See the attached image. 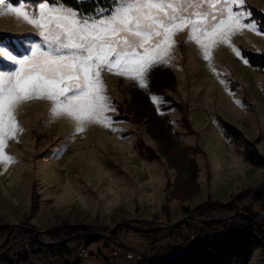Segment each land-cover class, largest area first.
I'll list each match as a JSON object with an SVG mask.
<instances>
[{
  "label": "rangeland",
  "instance_id": "374dc122",
  "mask_svg": "<svg viewBox=\"0 0 264 264\" xmlns=\"http://www.w3.org/2000/svg\"><path fill=\"white\" fill-rule=\"evenodd\" d=\"M244 2L247 10L252 5L264 12V0ZM9 5L30 13L41 6L64 7L7 0ZM111 11L100 9L90 15L75 12L81 19L91 20ZM0 33L11 36L0 42L18 57L30 55L37 44L48 50L38 30L13 15L0 16ZM174 41L170 63L151 69L146 88L131 78L102 73L108 102L115 109L107 113L111 121L107 125L89 124L78 131L70 119L54 117L53 105L47 100H33L18 109L16 119L22 131L4 149L15 163L0 164V223L19 226L26 220L44 232L43 220L50 212L57 215L56 219L110 227L122 220L145 219L159 224L153 227H164L162 237L166 238L158 248L145 252L168 260L198 247L199 230L211 222L185 215L183 207H195L208 198L226 202L242 188L264 183V169L245 160L244 143L226 137L217 122L220 118L236 127L264 156V71L244 63L228 43L213 45L211 59L206 60L203 49L194 41L188 42L187 30L177 34ZM229 43L239 50L264 52V34L253 31L233 35ZM12 70L11 63L0 61V73ZM165 96L179 103L181 109L167 108L170 102ZM113 101L127 118H116L119 112ZM184 116L189 127L183 123ZM146 146L156 152V160L143 156ZM33 185L39 198L38 211L32 215ZM255 197L253 194L238 206L234 214L250 209L262 215L264 223L263 206ZM229 216H221L216 210L213 219ZM178 222L183 224L182 232L171 235L166 227ZM18 229H14L15 234ZM5 238H0V246ZM38 239L43 245L51 241L44 233ZM88 239L97 241H86L81 264H106L102 254L116 244L111 239ZM166 243L179 248L168 249ZM255 244L248 264H264V243L257 240ZM15 247L10 256H23L20 243ZM77 260L74 257V262ZM30 261L48 264L37 255H31Z\"/></svg>",
  "mask_w": 264,
  "mask_h": 264
},
{
  "label": "snow or ice",
  "instance_id": "6c2138e0",
  "mask_svg": "<svg viewBox=\"0 0 264 264\" xmlns=\"http://www.w3.org/2000/svg\"><path fill=\"white\" fill-rule=\"evenodd\" d=\"M6 3L0 0V16L13 15L37 29L48 50L37 44L30 55L18 57L0 42V61L14 68L0 73V164L15 163L4 149L22 131L16 114L25 103L51 102V114L70 119L78 131L107 125V113L115 109L102 73L146 88L151 69L170 63L174 37L185 30L206 60L213 45L228 43L244 63L229 38L244 30L264 34L251 22L244 0H118L110 15L91 20L64 7L41 6L30 13Z\"/></svg>",
  "mask_w": 264,
  "mask_h": 264
},
{
  "label": "trees",
  "instance_id": "16d2710c",
  "mask_svg": "<svg viewBox=\"0 0 264 264\" xmlns=\"http://www.w3.org/2000/svg\"><path fill=\"white\" fill-rule=\"evenodd\" d=\"M13 4L19 1H24L32 5H38L41 3H47L49 5H62L79 12L81 15H90L97 10L105 9L112 10L118 5V1L114 0H8ZM248 10L251 13V18L257 23L258 27L264 29V12L256 8L255 6L248 5ZM11 36L0 33V41L10 39ZM241 53L246 58L249 66L264 71V52H254L246 48H241ZM165 100L170 104L167 108L172 106L181 109V105L175 101H171L170 97L165 96ZM117 104V110L119 115L118 119L127 118L124 114L123 108ZM218 124L223 128L226 137L231 138L233 141H242L245 145L244 158L247 163L256 168L264 169V156L259 152L258 148L252 143L247 141L243 134L234 126L230 125L226 121L217 118ZM183 123L186 127H189V123L185 116L183 117ZM147 154L143 156L150 160H156L158 155L151 148L146 146ZM169 186V182L166 183V189ZM264 188V183L259 186H247L242 188L239 192L230 197L226 202H220L214 199H206L199 203L195 207H183L182 212L197 220L208 222L207 226L200 229V243L195 250L182 257L174 259H161L154 258L148 259L140 264H248L251 254L256 247L255 241L261 240L264 243V223L262 222V215L253 213L252 210L247 209L243 213H236L238 206H241L245 201L249 200L253 194L256 195L255 201L263 206L262 213L264 215V190L257 192V189ZM38 198L39 195L36 192L35 186L31 188L30 194V207L29 213L35 214L38 211ZM221 214V216H229L227 219H213L215 211ZM121 223H127L135 225L142 231H136L122 225ZM154 225L143 219H129L119 221L115 226L117 230L113 237V242L119 244L124 236L136 235L141 241L149 245L151 248H155L159 244L166 241L165 237H162L161 230L149 231ZM13 224L0 223V238L6 237L13 228ZM114 226V227H115ZM183 224H179L170 228L171 235L175 233H181ZM113 227L108 225L100 226L98 224H87L82 222L72 223L68 219H62V221L44 231L47 238L51 241L57 242L60 246L54 244L43 245L36 241L35 232L37 229L31 225L28 221L24 220L14 237L0 247V264H31L30 256H19L18 258H12L10 255L13 252V248L21 243L28 242L32 250V255H49V256H66L69 254L67 247L61 246L63 241L67 238L73 237L79 234L86 233H109ZM87 242H93L95 240L88 239ZM168 249H177L179 247L176 244L166 243ZM79 264V260L70 263Z\"/></svg>",
  "mask_w": 264,
  "mask_h": 264
},
{
  "label": "crops",
  "instance_id": "0c3cea01",
  "mask_svg": "<svg viewBox=\"0 0 264 264\" xmlns=\"http://www.w3.org/2000/svg\"><path fill=\"white\" fill-rule=\"evenodd\" d=\"M56 218H57V215L55 213H51V212L48 213L46 215V217H44L43 223H44V226L46 227V230L48 228L54 226V225L59 224L62 221V219H67V218H60V219H56ZM143 220H145V219H143ZM75 222H81V221H75ZM75 222H72V223H75ZM3 223H6V222H3ZM82 223H84V222H82ZM96 223H98V220H96ZM87 224H90V223H87ZM95 241H97V240H95ZM100 243H101V246H102V244H104L102 241H100ZM97 244L99 245V243H97ZM116 245L123 246V247H126V248H128L130 250H134V251H145L148 248H150L147 244L142 242L140 240V238L136 235L124 236L123 239L119 242V244H116ZM57 246H60V245H57ZM57 246H56V248H58ZM61 246L67 247L69 249L68 255L62 256V257H60V256H49V255H37V256L43 258L44 260H47L48 264H70V263H73L74 257H75V252H73V250H74V248L76 249L75 243L74 242H68L65 244H61ZM87 247H89V245ZM156 247L158 248L159 246H156ZM165 247H167V246L165 245ZM16 248L17 247H15L13 249L12 253L15 252L14 250ZM106 252H108L107 248H106ZM106 252L103 254H106ZM158 257L160 258L161 256L159 255ZM80 259L81 258H78L79 264H81ZM123 261L124 260H117L114 264H126V262L125 261L123 262Z\"/></svg>",
  "mask_w": 264,
  "mask_h": 264
},
{
  "label": "built area",
  "instance_id": "2783aa9c",
  "mask_svg": "<svg viewBox=\"0 0 264 264\" xmlns=\"http://www.w3.org/2000/svg\"><path fill=\"white\" fill-rule=\"evenodd\" d=\"M87 240V237H80L76 240L70 241L74 242L76 245L75 257L77 259L82 258L86 254L85 247ZM54 245L57 246L59 244L55 242ZM20 250H22L21 255L23 256H31L33 254L28 242H21ZM102 256L106 264H114L117 260H136L139 262H144L145 260L156 258L154 255L147 254L145 251H134L118 245L110 247L108 252L106 254H102Z\"/></svg>",
  "mask_w": 264,
  "mask_h": 264
},
{
  "label": "water",
  "instance_id": "95a60500",
  "mask_svg": "<svg viewBox=\"0 0 264 264\" xmlns=\"http://www.w3.org/2000/svg\"><path fill=\"white\" fill-rule=\"evenodd\" d=\"M248 205H249V204H248ZM248 205H247V207H248ZM247 207H243V209H246ZM121 224L124 225V226H127V227L130 228V229H133V230H136V231H142L141 229H139V228L136 227L135 225H130V224H127V223H121ZM178 224H179V222H178V223H174L173 225L167 226L166 228H172V227H174V226H177ZM18 228H19V226H17V225H14V226H13L12 230H11L10 233L6 236L5 241L3 242V244H2L1 246H3V245H4L5 243H7L8 241H10V239H11V238L14 236V234H15L14 229H18ZM163 228H164V227H152V228H150V229H148V230H149V231H153V230H161V229H163ZM116 230H117V226L113 227V229H112L109 233H107V234H105V233H101V232H95V233H86V234L75 235V236H73V237H70V238L65 239V240L63 241L62 244H65V243H68V242H70V241L76 240V239H78V238H80V237H87V238H89V237H96V238H104V239H111V240H113V237H114V234H115ZM40 233H44V232L39 231V230H37V231L35 232V235H36V241H38L39 243H42V242L38 239ZM44 234H45V233H44ZM56 243H57V242H56ZM42 244H43V243H42ZM44 244H55V242H54V241H50V243H44ZM1 246H0V247H1ZM195 249H196V248H195ZM195 249H192L191 251L186 252V253L183 254L182 256L189 254L190 252H192V251L195 250ZM182 256H179V257H182Z\"/></svg>",
  "mask_w": 264,
  "mask_h": 264
}]
</instances>
